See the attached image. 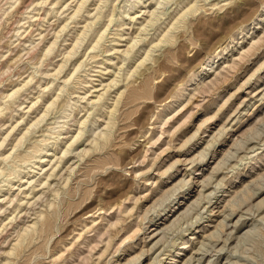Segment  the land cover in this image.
<instances>
[{
	"label": "rangeland",
	"instance_id": "rangeland-1",
	"mask_svg": "<svg viewBox=\"0 0 264 264\" xmlns=\"http://www.w3.org/2000/svg\"><path fill=\"white\" fill-rule=\"evenodd\" d=\"M51 1L53 0L43 3L42 9L40 7L42 0H0V102L3 94L11 91L13 86L15 84L17 86L23 79H28V76L31 75L30 73L33 72L36 77L34 76L33 81L26 87V91L25 89L22 91L23 95L25 94L22 98L20 97V100L25 101V104L22 105H31L33 99L34 101L38 99L39 91L45 92L43 98L35 105L36 110L39 109L38 112L36 113V110H33L30 115L26 114V120L30 121L33 117L41 114L45 109V104L56 96L57 92H60L61 86L66 85V88L60 92L61 95L56 104L57 106L55 105L53 110L51 109L44 122L32 128L33 131L26 139L25 145L23 144L19 148V153L15 152L18 155L12 154L11 156H14V158L9 157L6 161L3 159L4 156L6 157L9 154L10 150L12 151V145L16 141V136L19 135L14 131L19 129H15L12 132V138L10 136V139L8 138L9 140H7L9 144L5 142L4 146L0 147V167L6 170L3 171L0 178L3 177L4 180L8 176L14 177L11 184L2 182L3 180L1 181L0 179V185H3L0 196L4 199L0 198L3 200V207L0 209V224L8 222L7 215L11 210L15 209V204H18L17 199L24 196L19 188L20 185L29 184L27 183L28 175L25 174V171L28 170L30 164L28 159H34L30 158L34 155L33 149H31L33 148L32 145H38V140L43 134H46V138H48L51 133L48 127L57 125V123L55 125L50 124L51 121L68 119L64 123V127H58L63 130L61 138L58 140L60 142L57 141L58 144H50L52 147L51 152L55 153V155H52L54 162L57 158L59 160V156H63V161L56 170L57 175L53 176L54 178L52 177L53 181L50 187L46 186L41 189L37 193L36 198L32 199L30 203L23 204V208L27 210L18 214L17 219L19 220L20 218V220H17L18 222H15V225L9 224L0 233V264L7 260V252L15 243L17 232L21 229L23 230L28 223L30 225L35 220H41L45 217L50 218V224L47 225L48 232L43 233V237H40L38 232L35 233V239L31 242L28 238V241H25L26 246L18 249L15 254L10 255L9 264H74L78 261V248L87 249L85 243H83V241L87 240L85 237H93L97 234V231L105 232L107 229L112 232L110 245L107 244L109 238L106 234L107 236H103V242H100L98 247L93 250V256L87 264H125L129 259L137 255L141 249H149L152 246L156 238L152 240L150 234L154 233L153 229L155 227L163 225L160 223L161 220L163 222L166 221L165 219H160L165 213L173 208L178 210L180 206V209H185L188 205L195 202L200 191H207L204 192L207 194H204L200 203L193 205L186 219L183 220L184 222H181L183 225H178L177 227L179 228L175 227L176 230L173 228V231L171 230L173 233L171 231L167 233V236L161 242L160 250L157 249L155 252L153 250L147 251L142 256L140 264H150L153 258L159 254L156 264H165V262L170 264L173 255L177 256V261H173V264H183L185 259L190 256L189 254L192 253L196 259L199 257L197 253L201 245L199 243L203 241L201 238H206L207 235L210 236L217 227L220 228L221 232L218 233V236L212 237L210 240L212 244L209 242L208 245L209 247L211 246L209 251L212 256L211 264H264V159L259 160L262 157L264 158V98L261 99L264 93V21L259 20V18L264 19V0H198L199 10L186 16L181 26L174 31L177 40L174 43L165 44L160 50H156L154 54L159 57V62L147 61L146 64L151 66V68L145 70V65L142 66L143 68H141L143 71L145 70V73L139 78L137 77L138 75L128 77L127 73H132V70L136 67L135 62L139 63L145 57V48L149 47V41L153 39L151 37L152 34H156L155 31H157L158 24L161 23L163 27L158 29L157 35H153L156 38L160 37L161 32L159 30L163 31L170 26L173 15L186 9L195 0H185L187 2L182 0L185 3L182 2V5H179L180 10L177 8L179 11L176 9L174 12L172 11L176 7L175 0L162 5L159 11L167 13L161 15L159 23H156L155 31L153 29L154 25V27L150 26L153 28L147 34V31L142 32L141 37L145 40L137 44L133 50L135 56L128 59L125 64L121 59L122 51L138 35L139 26H141L143 19L145 20L148 16L147 11L143 15L144 10L147 8L143 11L140 10L141 8H135L133 11L137 10V12H140L139 14L142 15L140 16L141 19L138 18V21H136L139 22L138 24L136 22L129 23L130 15L127 16L122 13V8L124 7H121L124 3L127 4V0H114V2L109 0L107 2L109 5L107 7L104 6L103 18L99 20L100 24L97 23L95 25V27L97 26V31L98 29L106 28L110 23L109 17L113 13V8H115L114 15L117 13L119 16L121 15L120 17L118 15L114 16L116 19L109 24L107 41L104 38L97 48L92 49L91 43L93 44L96 39L95 34H97L94 33V36L91 35L86 39L89 44L85 41L82 45L83 47L79 48L78 53L70 58L67 54L68 47L71 48L73 40L84 28L83 25L87 24L89 20L95 19L94 15L98 12L96 11L97 6L103 2H99L100 0H89L83 14L71 19V15L77 6L75 4H78L79 0H60V3L56 6H52ZM149 1L154 6L157 5V0H153L154 2L152 0ZM149 1L148 3H150ZM215 1L220 2L214 6L211 2ZM12 2L14 3L13 7H11ZM65 2H68L67 4L69 5L71 4L70 8L69 5L65 7ZM110 6L111 8H109ZM63 8V11H66V9L67 11H62V13L61 10ZM30 13L36 16L31 18ZM121 19H124V21H121ZM65 21H67V27L57 33L60 30L58 28ZM18 30L19 32H17ZM116 31L119 33L118 35L114 33ZM150 32L153 33L151 34ZM149 33L150 35L147 36ZM55 35L59 37L57 38V45L54 51L48 56H44V49L50 41L56 38ZM91 37L92 39L89 42ZM115 37L121 39L116 41L114 40L116 39ZM31 41H35L33 45L36 44L38 51H40L36 57L28 52L30 47L27 48V46L30 45ZM101 44L103 45L101 46ZM115 45L118 48L114 49L113 46ZM142 47H145L144 51ZM112 50L113 54L111 53ZM138 52H141V54ZM63 53H66L67 57ZM242 54L244 56L241 60ZM62 59H66V65L61 74H58L55 69L59 68L58 63L60 64V60L63 62ZM80 60H84L83 62L86 66L83 64L73 75ZM233 60L240 61L238 67L233 68L234 70L236 69L235 71L231 69V73L227 72L229 79L223 78L222 75H219V71L223 69L222 67L232 64ZM210 62L212 63L210 64ZM213 62L214 66L211 70H204L207 64L212 65ZM160 63H164V66L159 70L158 64ZM119 67H122L123 70H121L120 74H117ZM125 67L127 68L126 73ZM113 73L118 75L120 81L109 89L103 100L92 105L94 104V99L97 98L96 95L103 93L108 82H111L116 77ZM8 77L10 78L8 79ZM70 77L71 79L69 80ZM136 77L139 80L137 79L134 86L129 85L126 87L129 83L128 81ZM217 77L220 80L216 87L213 86L209 89L208 85ZM64 79H68L66 81L67 84ZM51 81L53 82V90L48 91V89L43 88ZM121 92L123 94L120 97ZM40 93L42 95V92ZM84 94H87V96ZM82 96L83 98L81 99L80 97ZM60 98L64 101L61 99V102ZM118 98H120V102L118 103L117 112L114 114V116L116 115L114 118L115 125L111 129L109 140L106 143L99 138L98 142L100 144L96 147L97 143H95L93 136L97 137V135L93 131L99 134L103 129L107 130L106 124L110 118L108 113ZM76 99L81 101L76 103L71 115L65 117L66 119L60 117L64 115L63 109L67 107V104L75 102ZM89 99L90 101H88ZM114 100L115 102H113ZM89 110L90 112L87 114ZM100 110H103V113ZM19 111L15 112V114H18L15 115L16 118L11 119L9 117L10 114L3 115L5 118L3 116L1 117L2 119L0 118V121L3 120L0 122V141L11 130V126L16 123L17 117L26 109L23 110L22 108ZM89 114L90 116L86 126L83 128L84 132L81 138L74 143L72 151L66 154L67 156L64 155L62 149H65L67 142L69 141V144L75 133H78V129L81 127V124H79L80 120ZM52 117L55 118L53 119ZM56 117L60 118L57 119ZM94 119L96 120L95 124H93ZM23 124L25 125V122ZM216 133L218 136H216ZM52 136H57V133H53ZM238 140L241 143L236 145ZM52 141L54 139L50 138L49 142ZM30 145L31 148L29 147ZM27 150L28 152H25ZM227 150L233 151L227 154ZM251 151L255 152L252 153ZM25 153H27L26 156L30 154V157H27L28 159L23 156ZM257 153L260 154L259 159L257 158ZM22 158H26V160ZM223 158L225 159L223 160ZM221 160L223 161L218 168L217 163ZM51 163L52 161L49 162L48 167H50ZM18 164L20 167H18ZM14 168L22 170L23 174L21 173L19 176L17 173L14 174L12 171ZM8 172L12 174L10 175ZM211 172L213 173L211 174ZM210 174L211 177H209ZM5 175L7 176L6 178L4 177ZM30 175H35L34 181H37L39 178H43L44 173L39 171V168H34ZM183 177H186L187 180L191 177L189 186H181L179 182ZM204 179H208V181L205 183L206 186L202 187ZM4 184L7 185L5 186ZM175 184H179L177 189L171 190ZM249 185L254 186L256 194L253 193L251 198L246 199V202L232 208L231 202L234 200L239 201L238 198L240 197L243 198V190ZM10 187H12L11 190L9 189ZM37 188H42V186ZM56 188L57 190H55ZM16 194H18V198L11 201ZM128 196L129 198H127ZM35 200L36 202H34ZM120 200H124L128 207L120 215V220H118L113 217L117 212L115 214L113 212L117 208V206L114 207L115 202L117 203ZM255 204L256 207L254 206ZM243 206L249 209L246 210ZM5 207L7 208L6 211H4ZM164 207L167 210H163ZM233 209L235 212L228 219L229 225L224 224L221 226L223 215H226L229 211L232 212ZM41 212L42 215L40 214ZM101 212L113 214L112 218L114 219H112V222H116L115 225L109 223L111 216H105L106 214ZM241 214L243 215V224L238 225L240 228H237L238 226L235 227V221ZM157 216L160 217L158 218ZM156 222L158 224L155 225ZM139 224L142 225L138 226ZM14 226L15 228L17 227L15 230ZM247 229L252 232L248 235L250 238L248 236L242 238L241 236L248 232ZM225 235H227L226 238ZM126 237L127 240L121 244V240ZM184 239L185 241H183ZM186 241H188V247L180 250L182 254H177L182 243ZM120 245L121 249L117 251ZM215 245H217L219 250L223 246L225 248L218 252ZM86 253L84 252V254ZM208 259H204L201 264H206Z\"/></svg>",
	"mask_w": 264,
	"mask_h": 264
},
{
	"label": "bare ground",
	"instance_id": "bare-ground-1",
	"mask_svg": "<svg viewBox=\"0 0 264 264\" xmlns=\"http://www.w3.org/2000/svg\"><path fill=\"white\" fill-rule=\"evenodd\" d=\"M48 0H42V2H40V4H42V5H40V7L41 6H43V3H46ZM89 0H79V2H78V4H75V5H77L76 6V8L74 9V13L71 15V19L72 18H77L78 16H80L81 14H83V11H84V9H85V7H86V5H88L87 4V2H88ZM94 1V0H93ZM123 1V0H122ZM121 1V2H122ZM126 1V0H125ZM124 1V2H125ZM148 1L149 0H127L126 1V3L127 4H125L124 3V5H122L121 7H124V8H122L123 9V11H122V13H124V14H126L127 16L128 15H130V22L129 23H135L136 21H138V18H140V16H142V15H140L139 13L140 12H137V10L136 11H133L135 8H141L140 10H144L145 8H147V9H145L144 10V13H143V15L146 13V11H147V13H148V16L145 18V20L143 19V21H142V23H141V26H139L140 27V31H139V33H137L138 35L137 36H135V38H133V40H132V42L130 41V44H129V46L127 47V48H125V50H123L122 51V54H121V59L123 60V62H124V64H125V62L128 60V59H130L131 57H133V56H135L134 54V52H133V50H134V48L137 46V44L139 43V42H141V41H143V40H145V39H143L142 37H141V34H142V32L144 31H147L146 32V34L149 32V30L150 29H152L153 27H154V25H155V27L153 28L154 29V31H155V28H156V23L161 19V15H164V14H166L164 11H159V9L162 7V5H165V4H167V3H169V2H171L172 0H157V5H153L152 4V2H150V3H148ZM153 1V0H152ZM185 1V0H184ZM184 1H182V0H175V3H176V7H174L175 9L172 11V12H174V11H176V9L177 8H179L180 6V4L182 3V2H184ZM214 1V0H213ZM99 2H103V3H101V4H98V6H97V10L96 11H98L97 13H96V15H94V17H95V19L94 20H92V21H88V23L87 24H85V25H83L84 26V28H82V31L81 32H79V30H78V34H77V36H76V38L73 40V42H72V44H71V48L70 47H68V49H67V54L69 55L68 57H73V56H75L77 53H78V50H79V48H81V47H83L82 45L84 44V42L86 41V39H88V37H90L91 35L92 36H94L93 34L94 33H97V34H95L96 36V39H95V41L93 42V40H92V42H93V44L91 43V48L92 49H95V48H97L99 45H100V42L104 39V38H106L107 37V31H108V27H109V24H111L116 18V15H118V13L117 14H115L114 15V11H115V8H113V13H112V15H110L111 17H109V15H108V17H109V20H110V23L108 24V22H106L108 25H107V27L106 28H104V29H98V31L96 30V27H95V25L97 24V23H99V20H101V18H103L102 16H103V13H104V11H103V9L105 8L104 6H106L107 7V5H109V4H107V2H109V0H100ZM105 2V3H104ZM113 2H114V0H113ZM154 2V1H153ZM185 2H187V1H185ZM184 2V3H185ZM220 1H215V2H211V4L212 5H214V6H216L218 3H219ZM232 2V1H231ZM13 3V2H12ZM51 3V5L52 6H56V5H58V3H60V0H53V1H51L50 2ZM68 3V2H67ZM66 2H65V7H68L67 5H69V4H67ZM70 3V2H69ZM72 3V2H71ZM96 3V2H95ZM174 2H173V4H175ZM105 4V5H104ZM119 4V3H118ZM188 4V3H187ZM190 4V3H189ZM50 5V4H49ZM60 5V4H59ZM63 5V4H62ZM71 5V4H70ZM70 5H69V8H70ZM182 5V4H181ZM199 4H198V0H195L193 3H191L186 9H182L183 11H179L180 10V8H179V12H177L175 15H173L172 16V18H171V14H170V18H171V22H170V26L169 27H167V29L165 30H163V31H160L159 30V32H161V34H160V37L158 36L157 38L156 37H154L155 35H157L158 34V29H161L163 26H161L162 24L160 23V24H158V26H157V31H155L156 32V34L155 33H151L152 34V36L151 37H153V39H151V41H149V47L148 48H145V57L137 64L136 62H135V64H136V67H135V69L134 70H132V73L130 72V74L129 73H127V75H129L128 77H131V76H135V75H138L137 77L139 78V76H141V75H143L144 73H145V70H148V69H150L151 68V66H149V65H147L146 63H147V61H149V60H152L153 62H155V63H157V62H159V57H156L155 56V51L156 50H160L162 47H164V45L165 44H168V43H174V41L175 40H177V38H176V36L174 35V31L175 30H177L180 26H181V23L184 21V19H185V17L186 16H188L190 13H195V12H197L198 10H199V6H198ZM202 5V4H201ZM206 5H208V4H206ZM210 5V4H209ZM211 5V6H212ZM238 5H240V4H238ZM14 6V3L11 5V7H13ZM112 6V5H111ZM111 6L109 7V8H111ZM152 6H154L153 8H152ZM113 7V6H112ZM182 7V6H181ZM186 7V6H185ZM203 7V6H202ZM35 8V7H34ZM33 8V9H34ZM42 8V7H41ZM46 8V7H45ZM53 8V7H52ZM55 8V7H54ZM61 8V7H60ZM87 8V7H86ZM108 8V9H109ZM149 8V9H148ZM168 8H169V6H168ZM36 9V8H35ZM43 9V8H42ZM121 9V8H120ZM170 9V8H169ZM30 10V9H29ZM38 10V9H37ZM58 10H60V9H58ZM57 10V11H58ZM64 10V8L61 10V12ZM69 10V9H68ZM87 10V9H86ZM90 10V9H89ZM163 10V9H162ZM201 10V9H200ZM237 10V9H236ZM35 11V10H34ZM39 11V10H38ZM66 11H67V9H66ZM66 11H63V12H66ZM92 11H95V10H92ZM95 11V12H96ZM109 11V10H108ZM107 11V12H108ZM139 11V10H138ZM46 12H48V11H46ZM62 12V13H63ZM44 13V12H43ZM56 13V12H55ZM54 13V14H55ZM59 13V12H58ZM32 13H30L29 15H31ZM88 14H91V13H88ZM87 14V15H88ZM92 14H94V13H92ZM91 14V15H92ZM107 14V13H106ZM178 14V15H177ZM70 15V14H69ZM125 15V16H126ZM34 16H36V15H31V18H33ZM46 16V15H45ZM86 16V15H85ZM84 16V17H85ZM107 16V15H106ZM105 16V17H106ZM115 16V17H114ZM121 16V15H120ZM119 15H118V17H120ZM123 16V15H122ZM126 16V17H127ZM26 17H27V15H26ZM29 17V16H28ZM145 17V16H144ZM164 17V16H163ZM169 17V16H168ZM260 17H262V16H260ZM40 18V17H39ZM45 18V17H44ZM66 18H68L67 16H66ZM65 18V19H66ZM80 18V17H79ZM82 18V17H81ZM166 18V17H165ZM25 19V18H24ZM70 19V18H69ZM106 19V18H105ZM120 19V18H119ZM125 19V18H124ZM124 19L122 20L121 19V21H124ZM141 19V18H140ZM168 19V18H167ZM30 20V19H29ZM45 20V19H44ZM63 20V19H62ZM68 20V19H67ZM79 20V19H78ZM78 20H76V21H78ZM81 20V19H80ZM86 21H87V19H85ZM166 20V19H165ZM169 20V19H168ZM259 20L260 21H264V19H260L259 18ZM104 21V20H103ZM108 21V20H107ZM120 21V20H119ZM170 21V20H169ZM168 21V22H169ZM67 21H65V23L61 26V27H59L58 29H60L57 33H59L60 31H63V30H65V27H67V23H66ZM101 22V21H100ZM25 23H27V22H25ZM40 23V22H39ZM79 23V22H78ZM84 23V22H83ZM122 23H125V22H122ZM139 22H136V24H138ZM159 23V22H158ZM163 23V22H162ZM167 23V22H166ZM186 23V22H185ZM100 24V23H99ZM103 24H105V23H103ZM117 24V23H116ZM120 24V23H119ZM126 24H128V23H126ZM164 24V23H163ZM121 25V24H120ZM99 26V25H98ZM100 26H103V25H100ZM106 26V25H105ZM114 26H116L115 24H114ZM131 26V25H130ZM150 26H153V27H150ZM166 26H168L167 24H166ZM259 26V25H258ZM22 27V26H21ZM26 27V26H25ZM82 27V26H81ZM138 27V28H139ZM71 28V27H70ZM75 28V27H74ZM102 28V27H101ZM118 28H120V27H118ZM149 28V29H148ZM79 29H81V28H79ZM126 29H127V27H126ZM240 29V28H239ZM20 30V29H19ZM19 30L17 31V32H19ZM26 30V29H25ZM68 30H69V28H68ZM114 30H116V29H114ZM123 30V29H122ZM139 30V29H138ZM180 30V29H179ZM178 30V31H179ZM27 31V30H26ZM73 31V30H72ZM120 31V30H119ZM16 32V33H17ZM137 32V31H136ZM242 32V31H241ZM43 33V32H42ZM56 33V32H55ZM67 33V32H66ZM114 33H116V35H118L119 33H117V31L116 32H114ZM123 33V32H122ZM150 33L147 35V36H149L150 35ZM145 34V35H146ZM155 34V35H154ZM18 35H20V34H18ZM17 35V36H18ZM76 35V34H75ZM109 35V34H108ZM123 35V34H122ZM144 35V36H145ZM154 35V36H153ZM59 36H60V34H59ZM58 35L56 36L55 35V37L56 38H54V40H52V41H50V43L46 46V48H45V46H44V50H45V52H44V56H48L49 54H51L53 51H54V48H55V46L57 45V38L59 37ZM133 36V35H132ZM74 37V36H73ZM134 37V36H133ZM146 37V36H145ZM144 37V38H145ZM150 37V38H151ZM243 37V36H242ZM94 38V37H93ZM116 38V37H115ZM120 38V37H119ZM131 38V37H130ZM147 38V37H146ZM34 39V38H33ZM48 39V38H47ZM72 39V38H71ZM90 39H92V37L91 38H89V42L91 41ZM114 39V38H113ZM113 39H111V40H113ZM121 39V38H120ZM120 39H114V40H116V41H119ZM132 39V38H131ZM149 39V38H148ZM147 39V40H148ZM110 40V41H111ZM113 40V41H114ZM146 40V41H147ZM30 41V40H29ZM33 41V40H32ZM31 41V42H32ZM47 41V40H46ZM65 41H66V39H65ZM106 41H107V38H106ZM122 41V40H121ZM29 43L30 45L29 46H27V48H29V53H31V55H34L35 57H36V55H38V52H40V51H38V47H37V45L36 44H34L33 45V43L35 42H32V43ZM43 42H45V41H43ZM104 42V41H103ZM115 42V41H114ZM114 42H113V44H114ZM128 43H129V41H127ZM86 43H87V41H86ZM106 43V42H105ZM27 44V43H26ZM61 44V43H60ZM87 44H89V43H87ZM87 44H86V47H87ZM148 44V43H147ZM28 45V44H27ZM32 45V46H31ZM103 44H101V46H102ZM89 46V45H88ZM144 46V45H143ZM146 46V45H145ZM252 46V45H251ZM254 46V45H253ZM25 47H26V45H25ZM40 47V46H39ZM40 48H42V47H40ZM39 48V49H40ZM89 48H90V46H89ZM102 48V47H101ZM113 48L115 49V48H118L116 45L115 46H113ZM143 48V47H142ZM144 48H143V51H144ZM26 49V48H25ZM61 49V48H60ZM103 49V48H102ZM43 50V51H44ZM58 50V49H57ZM81 50V49H80ZM84 50H85V48H84ZM89 50V49H88ZM87 50V51H88ZM104 50V49H103ZM117 51V50H116ZM139 51H140V49H139ZM57 52V51H56ZM63 52V51H62ZM66 52V51H65ZM80 52V51H79ZM95 52V51H94ZM104 52V51H103ZM106 52V51H105ZM33 53V54H32ZM91 53V52H90ZM89 53V54H90ZM99 53V52H98ZM111 53L113 54V50L111 51ZM137 53V52H136ZM139 53V52H138ZM64 54V53H63ZM66 54V53H65ZM64 54V55H65ZM94 54V53H93ZM114 54H116L115 52H114ZM139 54H141V52L139 53ZM138 54V55H139ZM64 55H63V57H64ZM95 55H97L96 53H95ZM100 55V54H99ZM119 56H120V54H118ZM137 55V56H138ZM217 55V54H216ZM221 55V54H220ZM66 57H67V55H65ZM111 56V55H110ZM136 56V57H137ZM142 56V55H141ZM159 56V55H158ZM243 54L241 55V57H240V59L242 60V58H243ZM34 57V58H35ZM50 57V56H49ZM65 57V58H66ZM92 57H94V55H92ZM117 57V56H116ZM143 57V56H142ZM31 58V57H30ZM41 58H43V57H41ZM141 58V57H140ZM50 59V58H49ZM67 59V58H66ZM66 59L65 60H63V62H61V60H60V64L58 63V69H55L56 70V73H60L61 74V72H62V70H63V68L65 67V65H66ZM213 59V58H212ZM70 60V59H69ZM98 60V59H97ZM103 60V59H102ZM105 60V59H104ZM107 60H110V59H107ZM106 60V61H107ZM120 60V59H119ZM40 61V60H39ZM46 61V60H45ZM48 61H50V60H48ZM84 61V60H83ZM83 61H81L80 60V62H79V64H77V67H76V69H75V71H74V73H73V75L75 74V72L80 68V67H82L83 66V64H84V66H86L85 65V63L83 62ZM96 61V60H95ZM105 61V62H106ZM103 62V61H102ZM122 62V63H123ZM5 63H7V62H5ZM44 63V62H43ZM46 63H48V62H46ZM133 63V62H132ZM212 62H210V64H211ZM240 63V61L238 62L237 60H233L232 61V64H230L229 66H226V67H222L223 69L221 70V71H219V75H222L223 76V78H226V79H229L230 77H229V75L227 74V72H230L231 73V69H233V68H235V67H238V64ZM103 64V63H102ZM112 64V63H111ZM130 64V63H129ZM149 64H150V62H149ZM210 64H207V66H205L204 67V70H211L212 68H213V66H214V62H213V64L212 65H210ZM4 65V64H3ZM44 65H46V64H44ZM104 65V64H103ZM105 65H106V63H105ZM128 65V64H127ZM126 65V66H127ZM131 65V64H130ZM145 65V70L143 71L142 70V66H144ZM5 66V65H4ZM39 66V65H38ZM122 66V65H121ZM164 66V63H160V64H158V69L160 70L162 67ZM33 67V66H32ZM40 67V66H39ZM103 67V66H102ZM128 67V66H127ZM132 67V66H131ZM142 67V68H141ZM216 67H218V66H216ZM41 68V67H40ZM57 68V67H56ZM108 68V67H107ZM34 69H36L35 67H34ZM105 69V68H104ZM129 69H131V68H129ZM1 70V69H0ZM40 70V69H39ZM121 70H123L122 69V67H119V69H118V72H117V74H120L121 73ZM126 70H127V68L125 67V73H126ZM234 70V69H233ZM236 70V69H235ZM234 70V71H235ZM129 71H131V70H129ZM215 71V70H214ZM4 72V71H3ZM37 72H38V69H37ZM78 72H80V71H78ZM36 73V72H35ZM90 73V72H89ZM89 73H88V75H89ZM115 73H116V71H115ZM115 73H113V74H115ZM31 75L30 76H28V79H23L22 81H21V83H19L17 86H16V84L13 86V88L11 89V91H9V92H7V93H5V94H3L2 96H1V102H0V118L3 116V115H7V114H10L9 115V117H11V119H13L14 117H15V115H18L17 113L15 114V112H17V111H21L22 110V108H23V110H25L26 109V111H24V112H22V114H20V116L19 117H17V120H15L16 121V123L14 124V125H12L11 126V130L10 131H8V133L2 138V140L0 141V147H2V146H4V144H5V142L6 143H8V141L7 140H9L10 138H12V132L15 130V129H19V130H17V131H14V132H17L19 135L18 136H16V141H15V143L12 145V151L10 152L9 151V154L5 157L4 156V158L3 159H5V161L9 158V157H13L14 158V156H11L12 154H15V152H18V150H19V148L25 143V141H26V139L28 138V136L32 133V128L33 127H36V126H38L41 122H44V120L46 119V117H48L47 115L50 113V111H51V109L53 110V107H55V105L58 103V99H59V97H60V92L63 90V89H65L66 87V85H63V86H61V88L59 89V93L57 92V95L56 96H54V97H52L46 104H45V109L42 111V113L41 114H39V115H37V116H35V117H33L30 121H27L26 119H27V117H26V114H31V112L33 111V110H36V104L38 103V101L41 99V98H43V94H44V92L45 91H39V96H37L38 97V99L36 100V101H34V99H33V101L31 102L32 104L31 105H29V104H27V106H23L22 104H25L24 102L25 101H22V100H20V97L22 98V96H24L23 95V93H22V91L25 89V91H26V87L27 86H29V84L33 81V79H34V76L36 75V74H34L33 72L32 73H30ZM46 74V73H45ZM117 74H115V76L116 77H114L113 79H112V81L109 83L108 82V84H107V86L104 88V91H103V93H99L98 95H96V97L97 98H95L94 99V101H93V103L94 104H92V105H95L98 101H101V100H103L104 99V95L107 93L108 94V91H109V89L111 88V87H113L114 85H116V84H118V82L120 81L119 79H118V75ZM233 74V73H232ZM6 75V74H5ZM14 75H16V74H14ZM13 75V76H14ZM47 75H48V73H47ZM77 75V74H76ZM87 75V74H86ZM87 75V76H88ZM90 75H92V74H90ZM54 76H55V74H54ZM126 76V75H125ZM228 76V77H227ZM232 76V75H231ZM3 77H5V76H3ZM36 77V76H35ZM52 77V76H51ZM133 78L132 80L130 79L128 82V84H127V82H126V87L127 86H129V85H132V86H134V84H135V82L137 81V79L138 78ZM195 77V76H194ZM10 77H8V79H9ZM85 78V77H84ZM120 78V77H119ZM13 79V78H12ZM71 79V77L69 78V80ZM87 79V78H86ZM91 79V78H90ZM65 80V79H64ZM68 79H66L65 80V83H66V81H67ZM139 80V79H138ZM219 80H220V78L219 77H217L215 80H213V81H211L212 83L211 84H209L208 85V88L210 89V87H213V86H215L216 87V85H217V83L219 82ZM3 81H4V79H3ZM2 81V82H3ZM17 81H18V79H17ZM53 81V80H52ZM49 82V84H47V86L46 87H43V88H46V89H48V91H50L51 89H52V86H53V82ZM87 81V80H86ZM89 81V80H88ZM90 82V81H89ZM103 82V81H102ZM223 82H225V81H223ZM39 83H40V81H39ZM62 83V82H61ZM83 83V82H82ZM13 84H14V81H13ZM63 84H64V81H63ZM67 84V83H66ZM87 84V83H86ZM11 85V84H10ZM33 85V84H32ZM35 85V84H34ZM37 85H39V84H37ZM36 85V86H37ZM56 85V84H55ZM62 85V84H61ZM96 85V84H95ZM5 86V85H4ZM35 86V87H36ZM40 86V85H39ZM38 86V87H39ZM60 86V85H59ZM59 86H57V87H59ZM57 87H55V88H57ZM68 87V86H67ZM95 87V86H94ZM98 87V86H97ZM122 87V86H121ZM40 88H41V86H40ZM92 88H93V86H92ZM130 88V87H129ZM100 89V88H99ZM102 89V88H101ZM116 89V88H115ZM118 89V88H117ZM41 90V89H40ZM42 90H45V89H42ZM53 90V89H52ZM56 90V89H55ZM67 90V89H66ZM207 90V89H206ZM205 90V91H206ZM25 91H24V93H25ZM65 91V90H64ZM209 91V90H208ZM40 92H42V95H41V93ZM66 92V91H65ZM89 92H90V90H89ZM96 92V91H95ZM101 92V91H100ZM116 92V91H115ZM3 93V92H2ZM46 93H47V91H46ZM71 93V92H70ZM72 93H73V91H72ZM71 93V94H72ZM86 93V92H85ZM63 94V93H62ZM70 94V95H71ZM89 94V93H88ZM123 94V92H121L120 93V97H121V95ZM69 95V96H70ZM85 95V94H84ZM259 95V94H258ZM45 96V95H44ZM49 96V95H48ZM85 96H87V94L85 95ZM116 96H118V95H116ZM62 97V96H61ZM110 97V96H109ZM109 97H108V100H109ZM126 97V96H125ZM81 99L83 98V96L82 97H80ZM89 98V97H88ZM87 98V99H88ZM264 98V93H263V95H262V98L261 99H263ZM23 99H25V98H23ZM61 99L62 98H60V101H61ZM63 100V99H62ZM121 100H122V98H121ZM20 101H22V102H20ZM44 101V100H43ZM64 101V100H63ZM69 101V100H68ZM81 101V100H80ZM79 100H77L76 99V101L74 102H72V103H68L67 104V107L65 108V109H63L64 110V115L63 116H60V117H69L70 115H71V113H72V110L74 109V107L76 106V103L77 102H80ZM88 101H90V99L88 100ZM62 102V101H61ZM106 102V101H105ZM113 102H115V100L113 101ZM120 102V98H118L117 100H116V102H115V104H113L114 106L110 109V111H109V113L108 114H110V118H109V120L107 121V124H106V128H107V130H102L99 134L97 133V132H95V131H93V133H95L96 135H97V137L95 136H93V139L95 138V143H97L96 144V147H98L99 146V142H98V140H99V138H101V139H103L106 143L108 142V140H109V137H110V134H111V129L114 127V125H115V122H114V118H115V116H114V114H115V112H117V107H118V103ZM26 103H27V101H26ZM89 103V102H88ZM103 104V103H102ZM108 104V103H107ZM105 105V104H104ZM112 105V104H111ZM23 106V107H22ZM57 106V105H56ZM65 106H66V104H65ZM17 107H18V109H17ZM19 107H20V109H19ZM28 109H27V108ZM62 107V106H61ZM60 107V108H61ZM63 107H64V105H63ZM93 107V106H92ZM91 107V108H92ZM99 107V106H98ZM105 108H106V106H105ZM104 108V109H105ZM55 109V108H54ZM76 109V108H75ZM103 109V108H102ZM39 110V109H38ZM38 110H36V113L38 112ZM62 110V111H63ZM90 110H92V109H90ZM90 110L89 111H87V114H88V112H90ZM19 111V112H20ZM101 112L103 111V110H100ZM96 112V111H95ZM100 112V113H101ZM14 113V114H13ZM103 113V112H102ZM34 114V113H33ZM91 114V113H90ZM90 114L87 116V117H83L81 120H80V122H79V124H81V127H80V129H78L79 131H78V133L76 134L75 133V135L72 137L73 139H71L72 141L68 144V142H67V146L65 145V149H62V153L64 154V155H66V154H69L71 151H72V147H73V145H74V143L75 142H77L80 138H81V136H82V134H83V132H84V126H86V123L88 122V119H89V116H90ZM4 117V116H3ZM32 117V116H31ZM60 117H58V118H60ZM5 118V117H4ZM16 118V117H15ZM29 118H30V116H29ZM53 119L55 118V117H52ZM57 118V117H56ZM57 118V119H58ZM61 118V119H62ZM92 118V117H91ZM95 118V117H94ZM98 118V117H97ZM2 119V118H1ZM66 119V118H65ZM74 119V118H73ZM117 119V118H116ZM66 120H68V119H66ZM66 120H59L58 119V121H51L50 122V124H53V125H55L56 123H57V125L56 126H50V127H48V130L49 131H51V133L53 134V133H57V136H52V134L50 133L49 135H48V138H46V134H43V136H41V138L42 137H44V138H39L40 140H38V145L36 144H34V146L32 145V147L33 148H31V145L29 146L31 149H33V153H34V155H32L31 154V150H30V154L32 155L31 157H30V154H28V156H26V154L27 153H25V155H23V156H26V158L27 157H30V158H34L33 160H31V159H28V161L30 160V164H29V167H28V170L27 171H25V174H27L28 175V180H27V183H29V184H26L25 186L22 184V185H20V190H22V193H23V195L24 196H22V198H18V194H16L12 199H11V201H14V200H16L17 198V202H18V204H15V209L14 210H11V212L7 215V219H8V222H3L2 224H0V233L1 232H3L6 228H7V226L9 225V224H12V225H15L14 223L15 222H18L19 220H20V218H19V220L17 219L18 218V214L19 213H22L23 211H25V210H27L26 208H23V204L24 203H30L31 202V200L32 199H34V198H36V195H37V193L41 190V189H43V188H45L46 186H48V187H50V185H51V183H52V181H53V179H52V177L53 176H56L57 175V172H56V170H57V168L59 167V165L61 164V162L63 161V156H59V160H58V158H57V160L54 162V159L52 160V155H55V153H53V152H51V150H52V147L50 146V144L52 145L53 143H56V144H58V142H60V141H58V140H60V136H61V134L63 133L62 131L63 130H60L59 128H62V127H64L63 125H64V123H66ZM95 120V119H94ZM3 121V120H2ZM2 121H0V122H2ZM25 122V125L23 124ZM61 122H63V124H61L60 125V123ZM5 123V122H4ZM96 123V120L93 122V124H95ZM59 124V125H58ZM24 125V127L22 128V129H20V127L21 126H23ZM59 127V128H58ZM94 127V126H93ZM231 127V126H230ZM100 128V127H99ZM0 129H1V127H0ZM64 129V128H63ZM68 129V128H67ZM223 129V128H222ZM46 130V129H45ZM45 130H44V132H45ZM165 131V130H164ZM163 131V132H164ZM168 131V130H167ZM258 131H259V129H258ZM257 131V132H258ZM47 132V131H46ZM113 132V131H112ZM261 132H263V131H261ZM37 133V132H36ZM42 133H43V131H42ZM94 134V135H95ZM217 134V133H216ZM246 134V133H245ZM11 136V137H10ZM14 136V135H13ZM161 136V135H160ZM163 136V135H162ZM216 136H218V134L216 135ZM10 137V138H9ZM32 137V136H31ZM38 137V136H37ZM9 138V139H8ZM50 138L52 139H54V141H52V142H49V140H50ZM71 138V137H70ZM85 138V137H84ZM161 138V137H160ZM159 138V139H160ZM240 138V137H239ZM31 139V138H30ZM64 139V138H63ZM216 139V138H215ZM214 139V140H215ZM248 139V138H247ZM62 140V139H61ZM69 140V139H68ZM82 140V139H81ZM239 140H241V139H239ZM238 140V143H236V145H238L239 143H241V141H239ZM244 140V139H243ZM12 141V140H11ZM35 141H37V140H35ZM58 141V142H57ZM67 141V140H66ZM213 141V140H212ZM237 141V140H236ZM155 142V141H154ZM209 142V141H208ZM217 142V141H216ZM235 142V141H234ZM258 143V142H257ZM9 144V143H8ZM28 144V143H27ZM31 144V143H30ZM105 144V143H104ZM208 144V143H207ZM216 144V143H215ZM25 145V144H24ZM57 146V145H56ZM55 146V147H56ZM89 146V145H88ZM208 146V145H207ZM27 147V146H26ZM50 147V148H49ZM87 147V146H86ZM54 148V147H53ZM252 148H253V146H252ZM28 149V148H27ZM84 150H85V148H83ZM82 149V150H83ZM88 149V148H87ZM24 150V149H23ZM83 150V151H84ZM89 150V149H88ZM87 150V151H88ZM208 150V149H207ZM249 150V149H248ZM252 150V149H251ZM20 151H22V150H20ZM55 151H57V150H55ZM83 151H82V153H83ZM228 151V150H227ZM226 151V152H227ZM231 151H233V150H231ZM231 151H228L227 152V154H230L231 153ZM25 152H28V150L27 151H25ZM86 152V151H85ZM84 152V153H85ZM208 152V151H207ZM250 152V151H249ZM252 153L253 152H255V151H251ZM19 153V152H18ZM18 153L17 154H15V155H18ZM22 153V152H21ZM62 153H61V155H62ZM260 153V152H259ZM259 153H257L256 155H257V158L259 159V157H260V154ZM24 154V153H23ZM81 154V153H80ZM201 154L203 155V153H202V151H201ZM225 154V153H224ZM259 154V155H258ZM19 155H21V154H19ZM78 155V154H77ZM82 155V154H81ZM80 155V156H81ZM206 155V154H205ZM215 155V154H214ZM263 155V154H262ZM49 156H51V157H49ZM67 156V155H66ZM18 158H19V156H17ZM16 157V158H17ZM21 157V156H20ZM249 157V156H248ZM26 158H22V159H25L26 160ZM205 158V157H204ZM22 159H20L21 161H23ZM225 158H223V160H224ZM263 160L264 158L262 157V158H260L259 160ZM220 160V159H219ZM223 160H221V161H219L217 164H218V168H219V166L221 165V163H222V161ZM253 160V159H252ZM3 161V160H2ZM48 161V162H47ZM52 161V163H51V165H50V167H48V164H49V162H51ZM258 161V160H257ZM24 163V162H23ZM25 163H26V161H25ZM260 163V162H259ZM19 165V164H18ZM17 165V166H18ZM13 166V165H12ZM18 167H20V165L18 166ZM21 168H25V167H21ZM34 168H39V171H43V173H44V176H43V178H39V180H37V181H34L35 179H34V176L35 175H30L33 171H34ZM12 169V168H11ZM10 169V170H11ZM61 169V168H60ZM59 169V170H60ZM62 170V169H61ZM3 171H6V170H4L3 169V167H0V175L3 173ZM13 171V173L14 174H18V176L23 172L22 170H20V169H15L14 168V170H12ZM37 172V171H36ZM9 173V172H8ZM213 172H211V174H212ZM6 174V173H5ZM10 175L12 174L11 172L9 173ZM13 174V175H14ZM23 174V173H22ZM211 174H210V176L209 177H211ZM41 176V175H40ZM170 176V175H169ZM214 176V175H213ZM5 178L7 177L6 175L4 176ZM42 177V176H41ZM170 177H172V176H170ZM208 177V178H209ZM263 177H264V175H263ZM17 178V177H16ZM54 178V177H53ZM66 179H67V177H65ZM1 179V181L3 180V177L2 178H0ZM12 179H14V177L12 178V177H10V176H8L6 179H4L2 182H6L7 184H11L12 183ZM190 179H191V177L187 180L186 179V177H183L181 180H180V184H181V186L182 187H184L185 185H187V186H189V184H190ZM259 179V178H258ZM264 180V179H263ZM23 181V180H22ZM26 181V180H25ZM207 181H208V179H204L203 180V186L202 187H205L206 186V184L205 183H207ZM220 181V180H219ZM222 181V180H221ZM252 181V180H251ZM250 181V183H252ZM261 181H262V179H261ZM38 182V183H37ZM35 183H37V184H35ZM263 183V182H262ZM6 184V185H7ZM5 185V184H4ZM5 185V186H6ZM28 185V186H27ZM177 185H179V184H175V186H173V188L171 189V190H176L177 189ZM3 185H0V192L3 190V187H2ZM12 186V185H11ZM40 187V186H42V188H37V187ZM47 187V188H48ZM179 188V187H178ZM6 189V188H5ZM10 190L12 189V187H10L9 188ZM213 189V188H212ZM55 190H57V188L55 189ZM187 190H188V187H187ZM45 191V190H44ZM44 191H42V192H44ZM54 191V190H53ZM185 191V190H184ZM251 191V193L249 194V192ZM255 191V189H254V186H252V185H249L248 187H246L245 188V190H243V198H241L240 196V198H238L239 199V201H237V200H234V201H232L231 203V205H232V208H234V207H237V206H239L241 203H244V202H246V199H248V198H251V196L253 195V193L254 194H256V192H254ZM204 192H207V191H204ZM203 191H200L199 192V196H198V198H196V200H195V202L194 203H192L191 205H188L185 209H180L181 208V206H180V208H178V210H174V208L173 209H171V210H169L167 213H165L163 216H162V218H160V219H165L166 221L165 222H163L162 220H161V224H163L162 226L161 225H158V227L156 228H154L153 229V231H154V233L153 234H150L151 235V238H152V240H154L155 238H156V240L153 242V244H152V246L149 248V249H141V251L137 254V255H135L134 257H132L131 259H129L125 264H140V262H141V259H142V256H144V254L147 252V251H149V250H153L154 252L157 250V249H159L161 246H162V244H161V242L163 241V239L167 236V233L168 232H170L173 228H174V230H176L175 229V227H177L178 225H180V224H182L181 222L184 220V219H186V217H187V215L189 214V211L191 210V208L193 207V205H195L196 203H200L202 200H203V196H204V194H207V193H204ZM213 192H214V190H213ZM212 192V193H213ZM237 193V192H236ZM185 194V193H184ZM180 195V194H179ZM208 195H209V193H208ZM172 197V196H171ZM0 198H2L3 199V197H1L0 196ZM126 198V197H125ZM127 198H129V196L127 197ZM182 198V197H181ZM175 199V198H174ZM4 200V199H3ZM3 200H1L0 199V209H2V207H3V204H2V201ZM37 200V199H36ZM36 200L34 201V202H36ZM57 200H58V198H57ZM166 201V200H165ZM10 202V201H9ZM16 202V203H17ZM181 202V201H180ZM179 202V203H180ZM206 202V201H205ZM50 203V202H49ZM172 203V202H171ZM191 203V202H190ZM230 203V202H229ZM169 204V203H168ZM251 204V203H250ZM163 205V204H162ZM248 205V204H247ZM261 205V204H260ZM260 205H258V206H260ZM263 205V204H262ZM115 206H117V208H116V210L114 211V210H112V211H114L113 213L115 214V212H117L116 213V215H113V214H110V213H108V214H106V212H107V210H106V212H101V213H104V214H106L105 216H111L110 218H109V223L111 224V225H115V223L116 222H112V219H114V218H112V215H113V217H115L116 219H118V220H120V215L123 213V212H125V210H127V205L125 204V202H124V200H120V201H118L117 203L115 202V205H114V207ZM171 206V205H170ZM234 206V207H233ZM248 206H250V205H248ZM247 206V207H248ZM255 207H256V204L254 205ZM179 207V206H178ZM244 207V206H243ZM112 208V207H111ZM206 208V207H205ZM226 208H228L227 206H226ZM245 208V207H244ZM102 209V208H101ZM109 209V208H108ZM246 209V208H245ZM249 209V208H248ZM248 209H246V210H248ZM7 210V208L5 207V209H4V211H6ZM163 210H167L166 209V207H164V209ZM162 210V211H163ZM212 210V209H211ZM230 210V209H229ZM1 211V210H0ZM41 211V210H40ZM155 212V211H154ZM200 212V211H199ZM224 212H225V209H224ZM234 209L232 210V212H230L229 211V213H227L225 216L223 215V217L224 218H222L223 220H222V223H221V226H223L224 224L226 225V224H228L229 222H228V219H229V217H231L233 214H234ZM255 212V211H254ZM27 213V212H26ZM25 213V214H26ZM38 213V212H37ZM206 213V212H205ZM35 214H36V212H35ZM41 215H42V212L40 213ZM48 214V213H47ZM161 214V213H160ZM248 214V213H247ZM24 215V214H23ZM244 215H245V213H244ZM249 215V214H248ZM6 216V215H5ZM158 218L160 217V216H157ZM173 217V218H172ZM242 217H243V215L241 214V216H239L238 217V219H236V221H235V227H237L238 225L240 226V225H242L243 224V221H242ZM34 218V217H33ZM37 218V217H36ZM172 218V219H171ZM5 219V218H4ZM153 219V218H152ZM171 219V220H170ZM18 220V221H17ZM159 220V219H158ZM170 220V222L169 223H167L168 221ZM153 221V220H152ZM160 221V220H159ZM155 222V221H154ZM184 222V221H183ZM38 223H40V225H38ZM234 223V222H233ZM240 223V224H239ZM253 223V222H252ZM48 224H50V218H48V217H45V218H43V219H41V220H35L33 223H31L30 225H29V223H28V225H25V227L23 228V230L21 229V230H19L18 232H17V239H16V241H15V243L13 244V246L11 247V249L9 250V252H7L8 253V256H7V260L4 262V263H2V264H9V261H10V255H13V254H15V252L18 250V249H22L24 246H26L25 245V241H28V238H29V240H30V242L33 240V239H35L34 238V234L35 233H37L38 232V234H39V236L40 237H43V233L45 234V233H47L48 232ZM156 224H158V222H156L155 223V225ZM16 225H17V223H16ZM18 225H19V223H18ZM142 225V224H141ZM140 224L138 225V226H141ZM151 225H152V223H151ZM183 225V224H182ZM201 225V224H200ZM218 225V224H217ZM220 225V224H219ZM229 225V224H228ZM237 227V228H240V227ZM252 226V225H251ZM216 227V226H215ZM17 228V227H16ZM15 228V226H14V230L16 229ZM100 228V227H99ZM104 228H105V226H104ZM145 228V227H144ZM177 228H179V227H177ZM223 228V227H222ZM232 228V227H231ZM236 228V229H237ZM242 228H243V226H242ZM254 228V227H253ZM103 229V228H102ZM250 229H252V228H250ZM99 230V229H98ZM222 230V229H221ZM232 230H234V228H232ZM241 230V229H240ZM248 230V232H246L243 236H241L242 238L245 236V237H247L248 235H249V233L251 232V231H249V229H247ZM253 230H255V229H253ZM256 230H257V227H256ZM7 231H8V229H7ZM10 231V230H9ZM173 231V230H172ZM171 231V232H172ZM219 232H221L220 231V228L219 227H217V228H215V231H213L211 234H210V236H208L206 233H205V235H207V237L206 238H201V239H203V241L201 242V243H199V244H201L200 246H199V248H198V250H199V252H197L198 254H199V257L198 258H196L195 259V255H193V253L192 254H189L190 256H188L186 259H185V261L183 262V264H201V262L204 260V259H207V258H209L208 259V261H207V263L206 264H211L212 263V256H211V254L209 253V251H210V247L208 246L209 245V242H210V244H212V242L210 241L211 240V238L212 237H215V236H218L219 234ZM236 232V231H235ZM95 233V232H94ZM173 233V232H172ZM252 233V232H251ZM254 233V232H253ZM49 234V233H48ZM108 236H107V235ZM170 234V233H169ZM227 234V233H226ZM236 234V233H235ZM238 234H239V232H238ZM11 235V234H10ZM93 235V234H92ZM104 235H106L109 239H108V242H107V244L108 245H110V243H111V240H112V232L109 230V229H107L105 232H98L97 231V234H95L93 237H85V239L87 238V240H85V241H83V243H85V246L87 247V249L86 248H78V253H77V255H78V261L76 262V263H74V264H87L88 262H89V260L92 258V256H93V250L94 249H96L97 247H98V245H99V243L100 242H103V236ZM149 235V236H150ZM88 236V235H87ZM106 236H105V238H106ZM136 236V235H135ZM160 236V237H159ZM182 236V235H181ZM237 236V235H236ZM7 237V236H6ZM38 237V236H37ZM127 237H128V235H127ZM127 237L126 238H121L122 240V242H121V244L123 243V242H125L126 240H127ZM159 237V238H158ZM193 238H194V236H192ZM202 237H205V236H202ZM224 237V236H223ZM227 237V235H225V238ZM238 237V236H237ZM240 237V236H239ZM240 237V238H241ZM184 238V237H183ZM182 238V239H183ZM210 238V239H209ZM234 238V237H233ZM248 238H250L249 236H248ZM209 240V241H205V240ZM7 240V239H6ZM14 240V239H13ZM37 240V239H36ZM230 240V239H229ZM234 240H235V238H234ZM239 240H241V239H239ZM243 240V239H242ZM241 240V241H242ZM183 241H185V239L183 240ZM201 241V240H200ZM222 241V240H221ZM215 242H217V241H215ZM133 243V242H132ZM223 243V242H222ZM240 243V242H239ZM164 244V243H163ZM214 244V243H213ZM245 244V243H244ZM188 241H186V242H183L182 243V245L179 247L180 249H179V251H177V254H182V251H180V250H184V249H186L187 247H188ZM84 246V245H83ZM82 246V247H83ZM195 246V245H194ZM216 246V248H217V245H215ZM221 246V245H220ZM121 245L119 246V248L117 249V251H119L121 248ZM125 247V246H124ZM169 247V246H168ZM172 247V246H171ZM227 247V246H226ZM225 248V246H223L220 250H219V248H217L218 249V252H221V250H223ZM234 248V247H233ZM132 249V248H131ZM129 250V249H128ZM160 250V249H159ZM168 251V250H167ZM195 251V250H194ZM213 251H215V250H213ZM213 251H212V253H213ZM225 251V250H224ZM84 252H87L86 254H84ZM217 252V253H218ZM167 253V252H166ZM173 253H174V251H173ZM209 253V254H208ZM84 254V255H83ZM152 254V253H151ZM163 254H165V253H163ZM72 255V254H71ZM160 255V254H159ZM158 255V256H159ZM6 256V255H5ZM74 256V255H73ZM152 256V255H151ZM154 256H155V254H154ZM153 256V257H154ZM158 256H156V257H154L153 258V260L150 262V264H156L157 263V257ZM229 256V255H228ZM170 257V256H169ZM176 257L177 256H174L173 255V257H172V260H171V262H170V264H173L174 262L173 261H177V259H176ZM216 257V256H215ZM77 258V257H76ZM168 258V257H167ZM235 259V258H234ZM77 260V259H76ZM75 260V261H76ZM161 261V260H160ZM165 261V260H164ZM183 261V260H182ZM109 263V262H108ZM227 263V262H226ZM165 264H166V262H165ZM203 264V263H202ZM214 264V263H213Z\"/></svg>",
	"mask_w": 264,
	"mask_h": 264
}]
</instances>
